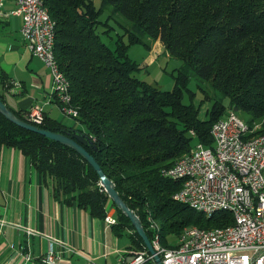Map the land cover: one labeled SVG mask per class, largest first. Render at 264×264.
<instances>
[{
  "label": "trees",
  "instance_id": "trees-1",
  "mask_svg": "<svg viewBox=\"0 0 264 264\" xmlns=\"http://www.w3.org/2000/svg\"><path fill=\"white\" fill-rule=\"evenodd\" d=\"M44 2L56 21L55 52L69 81L70 105L78 110L75 120L81 127L77 128L89 135L92 144L86 147L138 214L150 238V217L161 223L157 222L164 245L170 234L180 235L185 227L233 224V212L220 210L208 216L175 200L184 180L165 171L191 150L194 141L213 145L212 124L230 109L251 116V125L264 118V0H103L134 26L133 31L125 26L129 43L122 33L114 47L98 31L108 21L101 20L103 8L94 0ZM143 36L159 39L171 56L185 63L172 90L139 76L141 64L130 57L129 47L144 43L150 48ZM191 71L222 95L207 119L200 118L195 105L183 101ZM10 81L0 65V97L5 103ZM38 126L66 134L73 129L46 115ZM5 145L29 156L52 180L58 197L77 201L95 216L106 215L111 198L97 171L75 149L0 112V150ZM116 209L117 228L132 230V246L144 248L129 217Z\"/></svg>",
  "mask_w": 264,
  "mask_h": 264
},
{
  "label": "crops",
  "instance_id": "crops-1",
  "mask_svg": "<svg viewBox=\"0 0 264 264\" xmlns=\"http://www.w3.org/2000/svg\"><path fill=\"white\" fill-rule=\"evenodd\" d=\"M15 7V0L0 5V65L11 80L6 102L25 116L41 106L46 116L81 127L57 102L50 68L26 47L23 17L12 13ZM108 213L117 216L111 200ZM105 216L58 197L52 180L29 156L14 146L1 148L0 264H50L45 256L51 244L61 256L59 264H118L132 246V232L108 224ZM26 229L36 234L29 237Z\"/></svg>",
  "mask_w": 264,
  "mask_h": 264
},
{
  "label": "built area",
  "instance_id": "built-area-1",
  "mask_svg": "<svg viewBox=\"0 0 264 264\" xmlns=\"http://www.w3.org/2000/svg\"><path fill=\"white\" fill-rule=\"evenodd\" d=\"M4 0H0L3 5ZM13 14L23 17L21 30L26 47L44 61H48L50 23L44 20L37 0H15ZM54 81V95L66 115L72 112L67 92L57 73L50 68ZM44 110L37 106L26 117L35 124L44 122ZM192 134L196 136L195 132ZM213 145L195 141L191 150L167 169L169 175H185L183 192H175L174 199L187 204L197 201L201 206L230 202L238 210V221L225 226L220 234L200 232L196 225L186 228V236L179 239L183 252L164 254V247L153 242L156 253L131 246L118 259V264H264V133L256 131L245 119L232 121L228 112L211 127ZM108 224L118 223V217L107 214ZM152 233V227L148 223ZM28 236L36 234L26 229ZM30 257V254L27 255ZM45 260L59 264L61 256L51 244Z\"/></svg>",
  "mask_w": 264,
  "mask_h": 264
},
{
  "label": "rangeland",
  "instance_id": "rangeland-1",
  "mask_svg": "<svg viewBox=\"0 0 264 264\" xmlns=\"http://www.w3.org/2000/svg\"><path fill=\"white\" fill-rule=\"evenodd\" d=\"M94 2L98 8H103L100 16L101 20L103 22L108 21V24L101 23L98 27V31L104 42L111 47H114L119 35L125 33L124 41L129 43V37L125 31V26L129 27L132 31L134 30V26L125 19L124 16L116 12L113 5L106 4L103 0H94ZM108 28H110V30L106 31ZM142 40L145 41L150 48L144 43H134L129 47L130 57L142 66L139 76L153 85L160 87L162 90H172L177 84L176 75L178 69L184 66L185 63L182 59L171 56L159 39L156 40L149 36H143ZM221 97V93L212 87L210 81L199 78L193 71H191L190 80L188 81L187 86L183 88L182 98L184 103L193 104L197 107L201 119L208 118L209 111L213 107L215 100ZM223 102L228 105L229 99L224 97ZM230 110L236 112L247 122L251 119V116L241 113L238 109ZM70 119L72 121L74 120L71 117ZM252 125L256 131L264 130V118L256 120ZM157 222L161 225L159 221ZM185 229L186 227L183 230ZM183 230L180 235L170 234L167 237L168 241L165 245L169 247L175 246V244L179 242V238L184 232ZM140 249L143 248L140 247Z\"/></svg>",
  "mask_w": 264,
  "mask_h": 264
},
{
  "label": "water",
  "instance_id": "water-1",
  "mask_svg": "<svg viewBox=\"0 0 264 264\" xmlns=\"http://www.w3.org/2000/svg\"><path fill=\"white\" fill-rule=\"evenodd\" d=\"M142 67V66H141ZM0 112L3 113L12 122L27 128L29 130L40 133L52 140L61 142L68 145L80 153L90 165L94 167L100 177V184L104 187L109 197L113 201L114 205L118 207L126 216L129 217L131 223L135 227L136 232L143 239L145 246L151 253H156L150 236L148 235L142 220L138 214L129 207L126 201L122 198L119 191L116 189L115 183L111 180L102 169L100 163L95 156L88 150L87 145H91V139L89 135L73 126L72 131L69 133H62L57 131L48 130L40 127L37 124L19 117L0 97ZM158 264H163L159 255H156Z\"/></svg>",
  "mask_w": 264,
  "mask_h": 264
},
{
  "label": "bare ground",
  "instance_id": "bare-ground-1",
  "mask_svg": "<svg viewBox=\"0 0 264 264\" xmlns=\"http://www.w3.org/2000/svg\"><path fill=\"white\" fill-rule=\"evenodd\" d=\"M37 2L39 3V9L43 19L48 20V22L50 23V31H49V39H48V48H49L48 61L50 64V68L52 69V71L57 73L59 80L62 82V87L64 89V92H67V99L69 100V103H71L69 81L60 70V66L55 52L56 21L52 18L48 8L45 5L44 0H37ZM70 106L72 108V112H78L77 108H74L72 105ZM228 117L232 119V121H243V119L233 110L228 111ZM165 174H167V170L165 171ZM169 177L174 179L184 180L183 182L185 183V175H169ZM177 192H183V186ZM188 205H190L193 209L199 212H203L207 214L208 216L220 210H227L233 212L235 216V220L238 221V210L236 209V207L232 206L230 202H219L217 203V205L211 207V206H201L197 201H189ZM149 220L153 232V242L158 247H164V254L183 252V245H178V243L175 244V246L173 247L164 245L162 243L160 226L151 217L149 218ZM224 229L225 226L212 227V228L199 227L200 232H207L208 234H220L221 232H223ZM183 231L184 232L182 233L181 237L179 236L180 237L179 239L184 238L186 236V229Z\"/></svg>",
  "mask_w": 264,
  "mask_h": 264
}]
</instances>
